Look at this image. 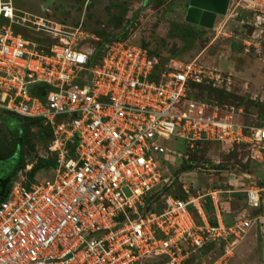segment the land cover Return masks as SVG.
<instances>
[{
    "label": "built area",
    "instance_id": "built-area-1",
    "mask_svg": "<svg viewBox=\"0 0 264 264\" xmlns=\"http://www.w3.org/2000/svg\"><path fill=\"white\" fill-rule=\"evenodd\" d=\"M0 16L8 21L0 24V120L40 119L54 155L50 178L14 176L0 199V264H228L229 249L212 263L202 251L231 235L235 243L251 218L226 225L213 191V224L203 195L185 185L159 202L160 157L176 154L174 140L190 151L256 146L251 156L262 159L264 125L247 127L196 100L191 89L212 75L196 59L160 63L127 40L80 33L37 49L13 29L25 19L14 0H0ZM261 190H246L249 208L260 206Z\"/></svg>",
    "mask_w": 264,
    "mask_h": 264
},
{
    "label": "rangeland",
    "instance_id": "rangeland-1",
    "mask_svg": "<svg viewBox=\"0 0 264 264\" xmlns=\"http://www.w3.org/2000/svg\"><path fill=\"white\" fill-rule=\"evenodd\" d=\"M45 1L15 0L25 26L13 24L14 28L37 49L46 50L63 35L80 33L100 43L127 40L145 48L160 63L169 58L196 59L212 73L191 89L196 100L217 107L220 115L247 127L264 125V0H230L229 12L217 15L216 25L210 28L185 20L189 0H49L43 7ZM4 124L0 122V159L8 161L0 162L3 174L7 177L14 172L13 177L28 182L50 178L54 155L47 149L48 131L25 125L18 162L7 158L15 151L17 135L13 126ZM171 146L176 154L160 157V174L167 181L158 185L159 202L167 195H181L185 185L193 194L203 195L205 211L215 224L209 193L218 191L216 205L226 225L252 220L235 243L231 244L234 235L212 243L203 253L204 261L212 263L229 249L228 264H264V158L251 156L257 147L238 146L224 152L215 143H201L195 151L185 149L182 141ZM251 187L262 189L256 209L245 202ZM144 264L161 263L149 259Z\"/></svg>",
    "mask_w": 264,
    "mask_h": 264
},
{
    "label": "water",
    "instance_id": "water-1",
    "mask_svg": "<svg viewBox=\"0 0 264 264\" xmlns=\"http://www.w3.org/2000/svg\"><path fill=\"white\" fill-rule=\"evenodd\" d=\"M49 2V0L45 1L42 6L46 7ZM229 3L230 0H189L185 20L204 27H212L217 15L227 13ZM2 195L0 193V199Z\"/></svg>",
    "mask_w": 264,
    "mask_h": 264
},
{
    "label": "trees",
    "instance_id": "trees-1",
    "mask_svg": "<svg viewBox=\"0 0 264 264\" xmlns=\"http://www.w3.org/2000/svg\"><path fill=\"white\" fill-rule=\"evenodd\" d=\"M14 5H15V0H14ZM7 19H4L0 16V24L2 23H7ZM13 24H20V23H13ZM25 26V24H23ZM13 29L16 32L14 25H13ZM43 49V48H41ZM47 50V49H46ZM0 122L5 123L4 125H6V127H10L13 126V129L16 132L17 135V144H16V148L15 151L12 153V155H9L7 158H13L16 159V161H18L21 158V146H22V142L24 140V134H25V125L27 124H34L36 126H40V127H44L51 138V132L49 130L48 127L44 126L42 121L40 119L37 118H21V117H16V116H12V115H4L1 117ZM8 122V124H6ZM12 129V128H10ZM174 144V141L172 142ZM19 162V161H18ZM52 163H50L51 165L54 166V161H51ZM52 166V167H53ZM18 169V163H16V165L14 166V170L16 171ZM14 174V172H12ZM28 182V181H27ZM28 183H31L30 181ZM211 220V219H210ZM212 222V221H211ZM214 224V223H213ZM211 246L208 245L205 250L207 251V249H209V247Z\"/></svg>",
    "mask_w": 264,
    "mask_h": 264
},
{
    "label": "flooded vegetation",
    "instance_id": "flooded-vegetation-1",
    "mask_svg": "<svg viewBox=\"0 0 264 264\" xmlns=\"http://www.w3.org/2000/svg\"><path fill=\"white\" fill-rule=\"evenodd\" d=\"M4 161H8V160H2L0 159V162H4ZM3 170L4 168L0 165V193H4L5 188L9 187L11 179L13 177V173L11 172L9 174V176H7L8 178H6V176L3 174ZM4 191V192H3Z\"/></svg>",
    "mask_w": 264,
    "mask_h": 264
},
{
    "label": "crops",
    "instance_id": "crops-1",
    "mask_svg": "<svg viewBox=\"0 0 264 264\" xmlns=\"http://www.w3.org/2000/svg\"><path fill=\"white\" fill-rule=\"evenodd\" d=\"M228 12H229V9H228ZM227 17V16H226ZM216 23H217V19H216V17H215V21L213 22V25L212 26H214V25H216ZM207 28H210V27H207ZM254 31H256V29L254 30ZM217 212L218 211H216V209H215V215H217ZM221 218H222V216H221ZM198 221L200 220V219H197ZM210 220V219H209ZM210 222H211V220H210ZM212 223V222H211ZM205 249H203V251H202V256H203V253H205ZM229 260V259H228Z\"/></svg>",
    "mask_w": 264,
    "mask_h": 264
}]
</instances>
